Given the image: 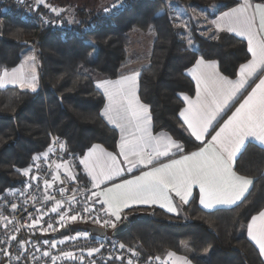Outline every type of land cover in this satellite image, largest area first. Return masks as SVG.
Returning a JSON list of instances; mask_svg holds the SVG:
<instances>
[{"label":"trees","instance_id":"trees-1","mask_svg":"<svg viewBox=\"0 0 264 264\" xmlns=\"http://www.w3.org/2000/svg\"><path fill=\"white\" fill-rule=\"evenodd\" d=\"M47 1L36 6L41 25L26 17L14 0H0V69L17 66L29 45L39 62L36 91L0 88V194L22 181L18 170L45 151L53 136L80 156L95 143L117 149L118 132L102 115L105 96L93 74L116 78L131 62L149 60L141 69L139 95L150 106L154 131H167L183 144L185 152L201 146L178 115L184 106L181 93H195L187 69L203 57L216 60L222 73L233 78L250 53L247 42L231 32L209 30V25L194 18L189 19L188 29L182 27L174 9H204L212 18L241 0H122L112 8L72 9L73 21L48 7L62 11L63 3ZM133 29L154 30L149 53L129 55ZM10 142L13 145L7 146ZM76 168L78 178H83L78 164ZM235 170L253 178L249 192L236 205L205 210L195 193L180 214L159 207H135L123 213L129 228L114 238L135 249L142 262L174 251L187 254L192 264H264L244 233L251 216L264 209V147L246 143ZM145 214L148 218L141 219ZM106 264L127 263L114 260Z\"/></svg>","mask_w":264,"mask_h":264},{"label":"snow or ice","instance_id":"snow-or-ice-1","mask_svg":"<svg viewBox=\"0 0 264 264\" xmlns=\"http://www.w3.org/2000/svg\"><path fill=\"white\" fill-rule=\"evenodd\" d=\"M36 3L44 4L45 0H36ZM48 7L54 13L61 11L51 5ZM104 11L107 12L108 9ZM209 23L217 31L237 33L241 37H246L252 59L239 66V78L236 80L222 75L217 70L215 62H207L203 57L196 60L194 67L189 70L196 82L195 98L183 96L186 106L178 115L190 130V134L202 145L197 150L184 154L182 145L166 131L160 130L153 134L150 106L141 102L137 96L139 72L122 75L117 80L104 79L97 82V87L102 89L107 97L103 116L120 130V142L118 154L108 152L101 145L94 144L79 160L91 177L92 188L96 189L91 191L81 206L82 212L94 214L95 223H102V226L115 229L117 222L121 221L124 210H132L140 205H159L169 213H177L173 196L187 205L192 197L193 188L197 186L199 203L206 209H214L219 205H236L252 183L251 179L233 170V163L247 141L256 140L264 145V75L259 78V82L239 107H236L227 119L223 117L232 101L245 89L248 81L258 71L264 74V3L252 4L250 0H244L243 4L222 12ZM181 26L188 27L187 24ZM27 59L34 61L35 58ZM35 73L34 63L27 69L24 65L11 71L4 69L0 75V87L11 84L18 85L21 89L36 91ZM221 120L223 123H220ZM59 147L63 149L65 146L60 144ZM53 152L55 148L50 146L47 151L33 157L35 175H30L33 172V165L18 170L28 178L24 181L26 188H32L33 181L41 180L39 161L42 158L47 161L49 154ZM176 156L179 158H173ZM161 158H167L168 162H161ZM48 167L52 168V164ZM61 168L68 170L72 180L76 179L68 162L55 164L57 173ZM134 169L140 170L139 175L115 182L116 178L122 177L126 172L131 173ZM57 181H60L58 174L52 175L51 179L42 180L43 199L45 203L52 202L53 206L49 211L59 217L57 223L63 228L68 221L75 222L78 218L83 220L85 216L80 212L69 214L73 212V206L79 203L75 194L70 200L56 199L55 196L48 195ZM105 182L111 183L101 188ZM35 187L39 189L40 184L37 183ZM57 190L60 193L68 191L64 187H59ZM17 192L19 196L28 195L27 192L20 190L10 192V195H16ZM31 199L35 201L36 197L32 196ZM11 209L15 212L17 205L11 204ZM99 212L110 218L101 221ZM46 214L47 212L41 211L33 217L28 213L31 224L27 227L31 229L40 227L42 232L57 231L58 229L50 221L46 222V228L42 226L41 221ZM87 218L93 219V216L89 215ZM0 219L4 221L3 227L8 229L12 221L6 216H0ZM20 227L25 226L16 227L13 231L19 232ZM84 235L88 234L84 233ZM247 235L258 246L260 255L264 256V210L251 216L247 224ZM68 239H76V237H65V240ZM65 240L54 241L49 246L55 248L57 243L63 244ZM13 242H16L19 249L27 251L24 245L28 241L18 240L16 235L6 231L5 239H0V244L9 247ZM43 244L48 245L49 241L44 240ZM34 247L38 250V246L34 245ZM103 247L104 245L101 244L98 248L89 249L88 255L99 253ZM118 247L125 248V245L121 243ZM128 251L133 252V249L128 248ZM0 255L8 257L9 264L14 262L18 264L22 258V253L13 257L7 248H0ZM43 256L49 257L52 264H56L60 259H81L82 264V257H76L72 252L53 256L51 252L45 251ZM155 259L159 260L160 264H191L186 256H178L173 251H169L164 260L159 256ZM127 264H133V261L129 259Z\"/></svg>","mask_w":264,"mask_h":264},{"label":"built area","instance_id":"built-area-1","mask_svg":"<svg viewBox=\"0 0 264 264\" xmlns=\"http://www.w3.org/2000/svg\"><path fill=\"white\" fill-rule=\"evenodd\" d=\"M14 3L20 9H22L26 17L35 18L39 22V24H43V21H41L43 19H40L41 16L37 14L36 6L32 2V0H22V2L14 0ZM112 7L113 5L110 6V8ZM60 25L61 23H54V26L56 27H59ZM60 144H63L65 146L63 140L60 137L53 136L47 149L50 146L54 147L55 152L49 154L47 161H45L43 158L39 161V164L41 165V180L33 181L32 188H26L24 181L28 178L24 177L21 172L23 177L22 181L15 186L7 188L2 194H0V216H6L9 221H12V223L9 225V228L5 229L3 227L4 221L0 219V239H5V232L7 231L13 235H16L18 240L22 239L28 241V243L24 245V248L27 249V251L19 249L16 242H13L10 247L5 244H0V248H7V250L13 257L16 255H21L22 253V258L18 262V264H52V261L49 257L43 256V253L45 251L51 252L53 256H60L63 252H72L76 257H82V264H106L110 261H119L124 260L125 258L131 259L133 262H138L140 264H160V261L155 259V257L157 256L149 257L146 262H142L139 259L138 253L129 252V247L125 245L120 239L114 238V236H108L109 231L113 228L102 226V223H95L94 214H84L82 212L81 206L85 203L86 198L91 194V191L94 190L88 186H85L77 178L75 180H72L68 175V170L64 168H61L59 170V173L56 172V163H61L62 161L68 162L70 165V170L71 172H73L76 168V165L79 164V160L81 159V156L79 154L68 150L66 146L61 149L59 147ZM47 149L45 151H47ZM49 164H52V168L48 167ZM29 165H33V172L30 173V175H35L36 169L35 165L33 164V159L26 167H28ZM56 174L59 175L60 181H62L63 183L57 181L56 184L53 185V187L49 190L48 195L55 196L56 199L70 200L71 196L75 194L76 199L79 201V203L73 206V212L69 214L80 212L81 215L85 216V219L83 220L78 218V220L75 222L68 221L64 227L68 226L70 228V232L69 234L61 237H55L54 234L64 227H59L57 223L59 217L49 211V209L53 206L52 202L49 201L45 203L43 199L44 189L42 180L44 178L51 179V176ZM37 183L40 184L39 189L35 187ZM59 187H64L68 191L65 193H60L57 190ZM17 190L25 191L28 193V195L19 196L18 192L16 195H10V192H16ZM73 190H75V192ZM32 196L36 197L35 201L31 199ZM25 201H27L26 205ZM13 203L17 205V210L15 212H13L11 209V204ZM97 209H99V205H97ZM41 211L47 212V214L43 216V219L41 221L42 226L46 228V222L50 221L53 223V226L58 229L57 231L49 230L48 232H42L40 230V227H37L35 229L27 227V225L31 224L28 213H31L33 217H36ZM89 215H92L93 219H88L87 217ZM99 216L101 217V221L103 219L109 218L105 217L103 212H99ZM21 225H24L25 227H20L19 232L13 231L14 228ZM87 225H97L103 227L105 228L107 234L104 237L93 235L86 228ZM72 228H74V230ZM84 233H87L88 235L85 236ZM65 237H76V239L65 240ZM44 240H48L49 244H43ZM60 240H65V242L63 244L57 243L55 248H50L49 245L52 242ZM121 243L125 245V248L118 247V245ZM101 244H103L104 247L101 248L99 253H94L92 256L88 255L89 249L98 248ZM34 245L38 246V250L37 247H34ZM33 257H35V259ZM117 257H121V259H117ZM161 260L164 259L161 258ZM0 264H9L8 257L0 255ZM14 264H17V262H14ZM56 264H81V259H60L56 261Z\"/></svg>","mask_w":264,"mask_h":264},{"label":"crops","instance_id":"crops-1","mask_svg":"<svg viewBox=\"0 0 264 264\" xmlns=\"http://www.w3.org/2000/svg\"><path fill=\"white\" fill-rule=\"evenodd\" d=\"M250 2L252 3V4H256V3H264V2H255V1H253V0H250ZM244 3V0H241L240 1V3H238L237 5H235V6H233V7H231V8H234V7H237V6H239V5H241V4H243ZM231 8H229V9H231ZM229 9H227V10H225V11H228ZM224 12V11H223ZM222 13V12H221ZM221 13H219V14H217L215 17H212V18H210V20H209V22L211 21V20H214V19H216ZM257 19H258V17H257ZM207 25H209V27H210V29L209 30H212V29H215L214 27H212L211 25H210V23L209 24H207ZM216 30V29H215ZM204 34H207L208 33V31H204L203 32ZM232 33V32H231ZM232 34H234V35H236L237 37H239V38H241V39H244L246 42H247V38L246 37H241V36H239L237 33H232ZM152 45H153V43H152ZM247 45H248V42H247ZM131 49H132V46L130 47V49H129V55L130 56H135V55H137V54H142L141 52L140 53H136V54H131ZM151 49H152V47L149 49V50H147V52L146 53H149L150 51H151ZM250 53V52H249ZM200 58V57H199ZM198 58V59H199ZM197 59V60H198ZM252 59V56H251V53H250V58H249V60H251ZM204 60L205 61H207V62H215L216 63V65H217V70L222 74V75H224V76H226L224 73H222V71L220 70V67H219V63L216 61V60H207V59H205L204 58ZM249 60H247L245 63H247ZM149 63V60L148 59H144V60H140V61H136V62H131V63H129L127 66H125L123 69H122V74L121 75H119L118 77H116V78H108V77H105V76H103V75H100V74H97V73H95V74H93V80H94V83H95V85H96V87H97V82L98 81H100V80H104V79H107V80H117V79H120V77L122 76V75H129V74H131L132 72H139V73H141V69L144 67V66H146L147 64ZM195 63H196V61H195ZM195 63L191 66V67H189V69H187V74L189 75V77L193 80V82H194V84H195V86H196V82H195V79H194V77L191 75V73H190V69L192 68V67H194V65H195ZM20 67V63L17 65V66H15V67H13V68H19ZM13 68H11V69H13ZM11 69H8L9 71H11ZM3 70L4 69H0V75H2V73H3ZM38 70H39V62H38ZM262 75H264V74H262L260 71H258L257 73H256V75H254L249 81H248V84L245 86V89H243L242 91H241V93L240 94H238L237 95V97L235 98V100H233L232 101V103H231V105H230V107H229V109L228 110H226V114L224 115V117H223V119H227V117L228 116H230L231 114H232V112H234L235 111V108L236 107H239V104L240 103H242L243 102V99L244 98H246V96L248 95V93L251 91V89L253 88V87H255V84L256 83H258L259 82V78H261V76ZM38 76H39V71H38ZM226 77H228L229 79H231V80H236V79H238L239 78V71H238V73H237V75L235 76V77H233V78H231V77H229V76H226ZM139 78H140V76L138 77V87H137V96L140 98V95H139ZM13 86H18V85H11V84H9V85H7L6 87H13ZM6 87H0V88H6ZM19 87V86H18ZM98 88V87H97ZM37 89H38V87H37ZM36 89V90H37ZM99 89V88H98ZM99 90H101L102 91V93H103V90L102 89H99ZM104 94V93H103ZM189 96V97H192V98H195V93L193 94V95H189V94H186V93H181V98L183 99V96ZM104 96H105V106H106V104H107V97H106V95L104 94ZM140 100H141V98H140ZM184 101V100H183ZM141 102H143L142 100H141ZM144 103V102H143ZM146 104V103H145ZM104 106V107H105ZM186 106V102L184 101V106L183 107H185ZM182 107V108H183ZM104 109V108H103ZM182 110V109H181ZM151 111V110H150ZM102 115H103V110H102ZM151 116H152V114H151ZM104 117V116H103ZM105 119H106V117H104ZM181 120H182V118H181ZM106 121H107V119H106ZM183 121V120H182ZM108 122V121H107ZM109 123V122H108ZM220 123H223V120H221L220 121ZM110 124V123H109ZM111 125V124H110ZM111 126H113L114 128H116L114 125H111ZM185 127H186V125H185ZM186 129H187V127H186ZM116 130H117V132H118V143H117V149L115 150V151H113V150H109V149H107L104 145H102V144H100V143H95V144H99V145H101L106 151H108V152H112V153H114V154H118L119 153V142H120V130L118 129V128H116ZM152 130H153V134H156L157 132H155L154 131V128H153V120H152ZM164 131V130H163ZM187 131H188V133L190 134V130H188L187 129ZM210 131H211V129H210ZM167 132V131H166ZM168 133V132H167ZM214 134V133H213ZM171 135V134H170ZM191 135V134H190ZM172 136V135H171ZM192 136V135H191ZM173 137V136H172ZM193 137V139H195L194 138V136H192ZM173 139H175L174 137H173ZM209 139H210V137H209ZM176 141H178L177 139H175ZM250 141H252V142H255V143H257V144H259L260 146H262V147H264V145H262L259 141H256V140H249V141H247L246 143H248V142H250ZM181 145H182V147H183V144L180 142V141H178ZM199 142V141H198ZM246 143H245V145H246ZM94 145V144H93ZM244 145V146H245ZM92 146V145H91ZM90 146V147H91ZM202 146V145H201ZM89 147V148H90ZM244 148V147H243ZM242 148V149H243ZM88 150V149H87ZM87 150H86V152L83 154V155H85L86 153H87ZM195 150H197V148L196 149H194V150H192V151H195ZM242 151V150H241ZM240 151V152H241ZM190 152V151H189ZM240 152L237 154V157H238V155L240 154ZM188 152H185L184 151V154H187ZM82 155V156H83ZM82 156H81V158H82ZM237 157H236V159H237ZM173 158H179L178 156H176V157H173ZM120 159L122 160V157H120ZM236 159H235V161H234V163H233V170L234 171H236L235 170V162H236ZM161 162H164V163H167L168 162V159L167 158H161ZM79 166H80V168H81V172H82V174L84 175V180H83V178H78V171H77V168H75V170L72 172L74 175H75V177L77 178V179H79L82 183H85V181H86V186H88V187H90L91 189H93L92 188V182H91V177L90 176H88V174H87V172H86V170H84L83 169V166L79 163L78 164ZM122 166H125L126 167V165H122ZM144 170H146V169H144ZM139 172H140V170H136V169H134L133 170V172H131V173H124V175L122 176V177H118V178H116V181L115 182H120L122 179H131L132 178V176H134V175H139ZM237 172V171H236ZM237 174H239L238 172H237ZM239 175H241V174H239ZM242 176H244V175H242ZM245 177H247V178H249V179H251L252 180V183L248 186V190L243 194V196H242V198H241V200L246 196V194L249 192V190H250V188L252 187V185H253V178H251V177H248V176H245ZM110 183L111 182H105V184L104 185H101V188H103V187H105V186H107V185H110ZM93 190H96V189H93ZM195 193H197L198 194V199H199V189H198V186L197 187H194L193 188V194H192V197L195 195ZM192 197H190V199H189V201L192 199ZM173 200H174V203L176 204V206H177V209H178V212L177 213H171V214H180L181 213V211H182V206L183 205H185L182 201H180L179 200V198L178 197H175V196H173ZM240 200V201H241ZM240 201H238L237 203H239ZM200 204V203H199ZM203 209H205V210H214V209H218V208H227V207H232V206H234V205H219V206H217L216 208H214V209H206V208H204L202 205H200ZM136 207H159V208H161L159 205H140V206H136ZM135 208V207H134ZM163 209V208H162ZM127 210V209H126ZM126 210H124V212L126 211ZM163 210H165V211H167L166 209H163ZM264 210V209H263ZM124 212H122V214H121V221H119V222H117V225H119L120 223H122L124 220H123V213ZM257 214V213H256ZM255 214V215H256ZM110 218V217H109ZM249 222H250V220H249ZM248 222V223H249ZM244 233L246 234V236H247V238L253 243V245L257 248V250L259 251V248H258V246L255 244V242L254 241H252L251 240V238L247 235V226L245 227V230H244ZM174 252V251H173ZM168 253V252H167ZM167 253L165 254V255H161V256H159L160 258H162V259H166L167 258ZM177 253V252H176ZM260 253V252H259ZM177 255L178 256H186L188 259H189V257H188V255L187 254H185V253H177ZM261 258L263 259V261H264V256H262L261 255ZM190 260V259H189ZM191 261V260H190ZM191 264H192V262H191Z\"/></svg>","mask_w":264,"mask_h":264},{"label":"rangeland","instance_id":"rangeland-1","mask_svg":"<svg viewBox=\"0 0 264 264\" xmlns=\"http://www.w3.org/2000/svg\"><path fill=\"white\" fill-rule=\"evenodd\" d=\"M50 1L52 3L59 2L58 6L63 3L62 8H65V9H62V11H59V12H64L65 17L68 18L70 21H73V19H75V17H76V15L74 14V10H72V9H79V8L85 6V7H87L88 10H100L103 7H108V6L113 5L115 2H117V3L122 2V0H50ZM45 4H48L47 0H45L44 5ZM34 5L37 6L36 0H35ZM66 5H67V7H66ZM174 13H175V15H177L178 22L180 25H182V24L188 25L190 18H194L197 22L204 24V25L209 24L210 18L207 16L206 10H204V9L178 6L174 9ZM188 28H189V25H188L187 29ZM130 35L132 38L131 54H136V53H140V52L146 53L147 50H149L152 47V43L155 39L154 30L142 31L140 29H133L131 31ZM187 35H188V31H187ZM28 57H34L35 59H34V61H29L27 59ZM33 63H34L35 68H36L35 75L37 77V81H36L37 87H39L38 59H37V55H36L34 47L32 45H29L22 51V59L20 62V66L24 65L25 68L27 69L28 66L30 64H33ZM108 236H109V234H108ZM133 252L137 253V251L135 249H133ZM128 260H129L128 258L124 259V261L126 263L128 262ZM133 264H140V263L133 262ZM153 264H157V263H153Z\"/></svg>","mask_w":264,"mask_h":264},{"label":"water","instance_id":"water-1","mask_svg":"<svg viewBox=\"0 0 264 264\" xmlns=\"http://www.w3.org/2000/svg\"><path fill=\"white\" fill-rule=\"evenodd\" d=\"M14 142H10L9 144H7V146L9 145H13ZM6 146V147H7ZM141 219H147L148 215H142L140 216ZM130 226V223L128 220H124L122 223H120L119 225L116 226L115 229L112 230L111 235L112 236H118L119 234H121L122 232L126 231ZM86 228L93 234V235H97V236H101L104 237L107 232L105 230V228L97 226V225H87ZM70 232V228L68 226L64 227L63 229L57 231L54 236L55 237H61L64 235L69 234Z\"/></svg>","mask_w":264,"mask_h":264}]
</instances>
